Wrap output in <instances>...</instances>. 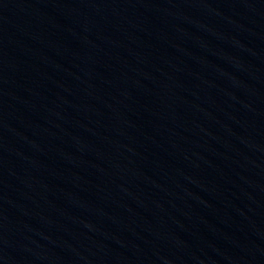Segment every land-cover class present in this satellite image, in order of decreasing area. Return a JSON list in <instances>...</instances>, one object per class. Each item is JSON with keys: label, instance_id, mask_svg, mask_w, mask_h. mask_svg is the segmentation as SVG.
<instances>
[{"label": "water", "instance_id": "water-1", "mask_svg": "<svg viewBox=\"0 0 264 264\" xmlns=\"http://www.w3.org/2000/svg\"><path fill=\"white\" fill-rule=\"evenodd\" d=\"M0 264H264V0H0Z\"/></svg>", "mask_w": 264, "mask_h": 264}]
</instances>
